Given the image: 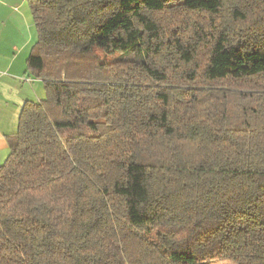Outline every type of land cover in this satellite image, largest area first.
Masks as SVG:
<instances>
[{
	"label": "trees",
	"instance_id": "obj_1",
	"mask_svg": "<svg viewBox=\"0 0 264 264\" xmlns=\"http://www.w3.org/2000/svg\"><path fill=\"white\" fill-rule=\"evenodd\" d=\"M0 264H264V0H27Z\"/></svg>",
	"mask_w": 264,
	"mask_h": 264
},
{
	"label": "crops",
	"instance_id": "obj_2",
	"mask_svg": "<svg viewBox=\"0 0 264 264\" xmlns=\"http://www.w3.org/2000/svg\"><path fill=\"white\" fill-rule=\"evenodd\" d=\"M26 2L0 0V167L8 158L7 136L16 133L22 107L40 97L41 81L32 77L27 68L37 32L36 36L32 34ZM28 27V32L19 30Z\"/></svg>",
	"mask_w": 264,
	"mask_h": 264
},
{
	"label": "rangeland",
	"instance_id": "obj_3",
	"mask_svg": "<svg viewBox=\"0 0 264 264\" xmlns=\"http://www.w3.org/2000/svg\"><path fill=\"white\" fill-rule=\"evenodd\" d=\"M27 3V6H26V8L28 7L29 8V5H28V2H26ZM31 12V11H30ZM30 23H31V31H32V34L34 35V36H36V29H35V24H34V21H33V18H32V15H31V21H30ZM20 25L22 24L21 22L19 23ZM28 26V25H27ZM30 28L28 27V28H20L19 30L21 31V30H24V33L27 31V30H29ZM28 32V31H27ZM22 33V32H21ZM39 83V82H38ZM40 86V97H38L39 99H30V100H32V101H34V102H39V101H41V100H44L45 98H46V93H45V89H44V84L42 83V82H40V84H39ZM215 264H229V263H215Z\"/></svg>",
	"mask_w": 264,
	"mask_h": 264
}]
</instances>
